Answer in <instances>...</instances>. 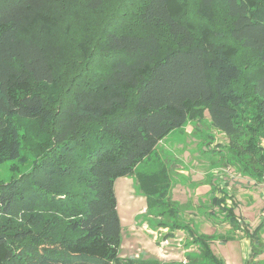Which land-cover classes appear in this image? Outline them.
<instances>
[{"label":"trees","instance_id":"16d2710c","mask_svg":"<svg viewBox=\"0 0 264 264\" xmlns=\"http://www.w3.org/2000/svg\"><path fill=\"white\" fill-rule=\"evenodd\" d=\"M204 110L263 181L264 0H0V163L33 156L0 180V264H224L212 235L160 207L166 166L136 172L145 211L195 249L119 255L115 179Z\"/></svg>","mask_w":264,"mask_h":264},{"label":"rangeland","instance_id":"374dc122","mask_svg":"<svg viewBox=\"0 0 264 264\" xmlns=\"http://www.w3.org/2000/svg\"><path fill=\"white\" fill-rule=\"evenodd\" d=\"M208 118V112L204 110L201 118L188 119L183 127L173 129L157 143L151 156L137 164L134 174L115 179L114 191L122 222L120 256L141 252L149 254L163 244L161 232L159 240L154 243L152 234L142 223L153 224V213L143 211L142 208L143 212L135 214V221L131 219L129 223L128 217L130 210L135 209L141 200L146 204V195L137 185L136 172L148 175L161 171L166 166L169 186L167 195L161 199L164 203L160 207L168 210V205L174 208L178 206V213L185 222L190 223L191 228L199 233L212 235L210 249L224 264H246L251 258L257 264H264V180L253 181L251 185L241 184V191H235L234 183L237 178L246 175L241 173L235 160L228 159V153L224 149L227 139L222 132L210 125ZM261 141L264 145V139ZM209 149H215L214 153ZM32 162L33 156L27 150L22 160H5L0 163V180L8 181L12 176H17L18 173L11 168L12 164L18 165L22 172L27 171ZM204 171L209 173L207 181L203 176ZM205 185L209 186V190ZM198 187L201 192L208 190L209 198L206 202H196L197 198L193 193H197L195 190ZM224 192L227 195L223 200ZM212 197L219 199L213 206L210 203ZM169 199L175 202L173 206ZM158 206H154L155 209H160ZM197 207H208L205 215L199 216ZM134 213H131V218ZM230 218L235 220L236 225L229 222ZM179 230L175 231L178 234L174 237L180 236ZM168 241H172L171 238ZM173 253L180 256L185 252L175 249Z\"/></svg>","mask_w":264,"mask_h":264},{"label":"crops","instance_id":"0c3cea01","mask_svg":"<svg viewBox=\"0 0 264 264\" xmlns=\"http://www.w3.org/2000/svg\"><path fill=\"white\" fill-rule=\"evenodd\" d=\"M208 174L209 173H206V171H204L203 176H204L205 181H207ZM218 175H220V174L218 173ZM253 181L254 180L249 179L247 176H242L239 179L237 178V181L234 183L235 191H237V190L241 191V189L243 188V187L241 188V186H240L241 184L251 185L253 183ZM205 186H207V185H205ZM207 188L209 190V186H207ZM198 189H199V187L197 188V190H195V191H197V193H193V196L195 195V197L197 198V199L195 198L196 202H198V203L199 202L200 203L206 202L207 199L209 198L208 190L205 191V192H201V190H198ZM247 195H249V193ZM142 202L143 201L141 200L140 204L138 206H136L135 209L130 210V212H129L130 215H131L132 212H135V213L133 214L132 218L129 215V217H128L129 218V223L131 222V219H132V221H135V218L137 217V215H135V214L138 213V212H141L142 208H144L143 211L146 210V204H145V202H143V203ZM194 205H195V203H194ZM197 208H198V213H199L198 215L200 216V215H205V211L207 210L208 207H206V209L204 207L203 208L197 207ZM144 213H146V212H144ZM120 220H121V218H120ZM142 223L147 227V229L146 228L145 229L149 230L150 233L152 234V239H153L154 243L157 240H159L160 232H164L166 230V228H153L151 226V224H149V222H142ZM179 232L181 233V234H179L180 236H178V237H170L172 241H168V239H165L164 241H162L163 244L161 246H159V245L157 246V248H158L157 250L156 249L151 250L149 254L146 253V252H141V253H137L135 255H127V256H124V255L121 254V257H128V256H136L137 257L139 255H143L145 257H150V256L157 257V258H159L161 260H164V261H171V260H182V261H185L186 260L185 254L188 251H190V250L191 251L194 250L195 246L191 245L189 247H185V245L183 243L184 239H185V232L181 231V230H179ZM177 234L178 233L175 232L174 235H177ZM173 240H177V241H181V242H173ZM160 242H161V240H160ZM168 249H169V251H168ZM171 249H174V250L175 249H180L181 252H185V253L184 254L182 253V255L177 256L176 254L173 253L174 250L171 251Z\"/></svg>","mask_w":264,"mask_h":264}]
</instances>
